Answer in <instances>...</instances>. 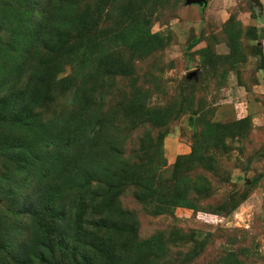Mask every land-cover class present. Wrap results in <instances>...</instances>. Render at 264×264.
<instances>
[{"label":"rangeland","instance_id":"obj_1","mask_svg":"<svg viewBox=\"0 0 264 264\" xmlns=\"http://www.w3.org/2000/svg\"><path fill=\"white\" fill-rule=\"evenodd\" d=\"M30 1H20L16 22L33 11ZM260 3L49 0L41 27L0 29V243L12 240L9 259L27 240L30 212L21 210L34 181L23 188L24 173L49 177L53 150L45 142L57 116L74 131L82 120L103 121L104 155L89 169L96 182L119 162L143 184L110 196L103 181L94 183V195L88 187L81 207L72 206L90 240L112 247L93 260L81 250L61 253L43 210L52 262L34 264H264ZM142 34L152 46L139 57L130 43ZM114 58L129 71H112ZM43 61L56 67L49 88L35 80ZM133 101L159 122L130 123Z\"/></svg>","mask_w":264,"mask_h":264},{"label":"trees","instance_id":"obj_2","mask_svg":"<svg viewBox=\"0 0 264 264\" xmlns=\"http://www.w3.org/2000/svg\"><path fill=\"white\" fill-rule=\"evenodd\" d=\"M21 0H0V29L8 32H16L25 26V23H33L42 26L49 18V0H31L32 10L29 16L19 19L16 22V10ZM41 10V11H37ZM36 13L40 15L36 16ZM49 24V22H48ZM75 44H78L76 38ZM131 47L136 52L137 56L145 55L152 46L151 37L142 34L138 37ZM90 51V46L86 49ZM85 57V56H83ZM115 60V67L112 71L127 73L131 65L123 63L117 58ZM40 72L43 70V75H39L35 80L40 84H45L49 88L52 79V72L56 71L55 65H51L50 61L42 62ZM17 80L12 79L9 84L15 83ZM136 101H140L136 99ZM140 103V104H139ZM137 108V109H136ZM129 110V113H128ZM144 110V111H143ZM127 114L130 123H142L145 121L159 122V116L151 110L144 108L141 102L133 101L128 105ZM50 138L45 143L53 150L51 159V166L49 167V177L44 175L43 179L34 174V170H28L24 173L22 187L26 188L30 179L34 181V190L32 192V199L28 205V209H19L24 214L30 212L29 222L25 225L27 230V240L23 243L18 251H15L13 259H9L6 250H10L12 240L8 238L6 246L0 243V264H34V261L41 260L43 262H52L50 247L48 241L45 240V232L38 221V215L44 210L51 213V219L48 224L51 230L55 231L56 238L59 241L57 246L61 253H77L81 250L83 259L93 260V255L100 254V251L110 253L109 242L91 239L88 232H83L82 221L76 222L73 218L76 211L81 207V199H85L87 190L94 195L91 185L103 181L104 191L106 195L114 196L119 188L127 184H135L142 186L143 183L131 179L125 168L118 162V166H112L108 171L96 182L97 179L92 178L90 172L93 166L101 164L104 155V123L101 119H86L81 126L74 131L72 122L66 117L54 116L51 120ZM87 124V128H85ZM104 132V133H103ZM65 151L62 152L61 149ZM107 151V150H106ZM106 153V152H105ZM111 163V162H110ZM90 189H87V188ZM87 189V190H86ZM80 192V193H79ZM56 193L57 197L52 199L51 196ZM76 193L80 200L77 201ZM93 198V196L91 197ZM11 203V204H15ZM76 210L73 214V207ZM17 211V210H15ZM13 244H15L13 242ZM105 248V250H104ZM80 252V251H79ZM113 252V251H112Z\"/></svg>","mask_w":264,"mask_h":264},{"label":"water","instance_id":"obj_3","mask_svg":"<svg viewBox=\"0 0 264 264\" xmlns=\"http://www.w3.org/2000/svg\"><path fill=\"white\" fill-rule=\"evenodd\" d=\"M203 0H187L188 3H200L202 2ZM255 3L256 6H260L261 3H260V0H251ZM196 71L193 70V71H190L187 75V78L190 79L193 75H195Z\"/></svg>","mask_w":264,"mask_h":264}]
</instances>
